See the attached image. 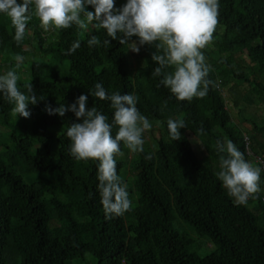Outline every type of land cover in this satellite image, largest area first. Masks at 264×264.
<instances>
[{"label":"trees","instance_id":"1","mask_svg":"<svg viewBox=\"0 0 264 264\" xmlns=\"http://www.w3.org/2000/svg\"><path fill=\"white\" fill-rule=\"evenodd\" d=\"M126 2L115 0V6ZM218 3L211 47L201 50L213 84L206 97L191 102L177 100L160 85V77L151 75L157 66L151 59L155 45L134 53L109 38L106 48L102 29L89 25L82 31L73 25L46 32L34 15L18 45L10 17L0 13V75L13 69L17 54L30 55L34 49L38 55L18 74V87L24 91L23 85L32 83L35 94L44 97L29 104L30 117L19 123L11 118L13 105L0 93V264H120L124 258H137L140 264H264L262 184L258 199L238 205L216 175L219 158L226 155L218 151L217 141L231 140L248 161L245 134L231 121L223 91L228 90L235 106L264 102V0ZM88 10L94 11L92 6ZM92 35L100 39V47H89ZM77 40L80 47L67 54ZM236 54L247 58L244 68L234 67ZM131 56L141 61L133 72ZM97 82L109 94L136 95L140 113L160 121L153 148L143 147L128 161L115 158L132 209L110 219L97 188L98 161H77L70 155L66 130L81 121L72 112L61 117L46 111V105H70L84 94L87 107L95 106L112 123L109 102L89 94ZM238 84H246L242 93L234 90ZM170 118L185 121L179 140L169 137ZM251 126L247 147L264 159V139L257 138L264 136V123L252 121ZM111 131L114 137L118 126L113 124ZM189 136L199 141L203 158ZM120 148L128 150L123 142ZM261 178L264 182L262 170ZM175 219L187 231L174 228ZM196 238L213 244V250L196 253Z\"/></svg>","mask_w":264,"mask_h":264},{"label":"clouds","instance_id":"2","mask_svg":"<svg viewBox=\"0 0 264 264\" xmlns=\"http://www.w3.org/2000/svg\"><path fill=\"white\" fill-rule=\"evenodd\" d=\"M88 6L94 11H89ZM218 8V0H127L119 8L115 6V0H22L20 3L0 0V13L10 17L15 30L13 38L18 45L23 41L33 15L46 32L68 29L73 25L82 31L88 30L89 25L102 29L108 37L102 41L106 48L111 45L109 38L127 45L134 53H139L144 45H155L151 59L157 66L151 75L160 77V85L169 89L177 100L189 102L194 97H206L213 84L208 79L211 66L206 63L201 50L212 41L218 24ZM133 37L137 39L133 40ZM87 43L89 47L101 46L96 35H92ZM79 47L80 41L77 40L67 54H73ZM14 59L15 69L0 75V93L13 105V115L29 118V104L35 105L44 97L35 94L32 83H25V90L21 91L17 70L25 57L17 54ZM168 68L172 71H166ZM89 94L109 102L113 109L112 123L95 106L87 107L88 95L84 94L70 105L60 104L56 108L46 105V111L49 115L61 117L72 112L76 120L81 121L71 122L66 130L71 141L70 155L77 161H98L97 188L105 217L110 219L123 216L132 209L128 185L117 173L115 157L123 155L120 144L123 142L133 153L143 152V134L151 130L152 124L140 113L136 95L109 94L100 82L95 83ZM113 124L118 126L114 137ZM185 127L181 118L167 121L169 137L173 141L181 139L179 130ZM199 131L203 132V129ZM217 148L220 153H226L219 158L216 175L228 195L238 205H246L250 198L258 199L261 168L247 161L231 140L226 144L217 141Z\"/></svg>","mask_w":264,"mask_h":264},{"label":"rangeland","instance_id":"3","mask_svg":"<svg viewBox=\"0 0 264 264\" xmlns=\"http://www.w3.org/2000/svg\"><path fill=\"white\" fill-rule=\"evenodd\" d=\"M208 47H211V44L207 45ZM38 55V53L34 50L31 49L30 50V55H26L24 63L22 64L21 68L17 70L18 74H22L24 71V68L27 66V64L29 63L31 56H36ZM236 54V59H235V65L234 67L240 66L242 68H244L246 66V63L248 62L247 58L244 55H239ZM225 56V55H223ZM141 64L140 59L135 58L134 56H131L129 59V66L131 68V71H135V69ZM219 66H223L222 64ZM13 69H15V64L12 67ZM1 71V70H0ZM3 73V72H2ZM231 83V81L229 82ZM246 84H238L236 85V87L234 88L235 92L239 91L242 93V91L245 90ZM233 90V93H234ZM223 95L225 98V107L227 108L229 115H230V119L233 122V124L235 125L236 128H238L242 134H245L247 136H250L251 133H253L252 129H251V122L255 121V122H263L264 123V102L263 103H258V102H251L250 104H246L243 103L242 101H240L238 103V105H233V103L230 100V94L228 93V90H224L223 91ZM252 98H255L254 95H251ZM11 118L14 120H17L19 123H21L22 121L26 120V118L22 117V116H16L12 114L11 111ZM150 121V123L152 124V128L149 131H146L143 134V139H144V145L143 147H150L153 148L155 146V138L158 136L159 134V122L158 120H153V119H148ZM49 129H53V127H50ZM257 138L259 140H263L264 136L259 133L257 134ZM189 142L191 144V146L193 147L196 155L201 159L205 156V152L202 148V146L200 145L199 141L197 139H195L192 136H189ZM2 148L0 147V150ZM134 153L131 152L130 150H127L125 152H123L122 156H116L118 159H122V160H129L131 157H133ZM115 157V158H116ZM249 162H251L249 160ZM252 163V162H251ZM254 166H256V164L252 163ZM126 175H130L128 172ZM261 184L262 187L264 188V182L262 181L261 178ZM46 195V194H45ZM173 227L177 228V229H187L188 227L185 225V223H183L181 220L175 219L173 221ZM185 229V230H186ZM187 231V230H186ZM189 233V232H188ZM203 239V238H202ZM202 239H198L196 238V244L194 243L192 245V249L198 253L199 255H204L208 252H210L211 250H213L214 246L213 244L207 243L206 241H203ZM120 264H140L139 259L137 258H124L120 260Z\"/></svg>","mask_w":264,"mask_h":264},{"label":"built area","instance_id":"4","mask_svg":"<svg viewBox=\"0 0 264 264\" xmlns=\"http://www.w3.org/2000/svg\"><path fill=\"white\" fill-rule=\"evenodd\" d=\"M243 141H244V144H245V154L247 156L248 161L250 160L252 163L257 164L258 167H260L261 170L264 171V159H262L259 155L254 154L247 147L248 140H247L246 136L243 137Z\"/></svg>","mask_w":264,"mask_h":264}]
</instances>
